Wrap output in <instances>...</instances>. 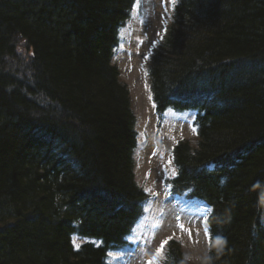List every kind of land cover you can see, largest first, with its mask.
<instances>
[{
  "label": "trees",
  "instance_id": "1",
  "mask_svg": "<svg viewBox=\"0 0 264 264\" xmlns=\"http://www.w3.org/2000/svg\"><path fill=\"white\" fill-rule=\"evenodd\" d=\"M135 3L0 0V264H107L133 246L151 195L113 59ZM148 80L159 125L195 113L165 184L209 208L207 264H264V0H178ZM159 264H189L181 240Z\"/></svg>",
  "mask_w": 264,
  "mask_h": 264
},
{
  "label": "rangeland",
  "instance_id": "2",
  "mask_svg": "<svg viewBox=\"0 0 264 264\" xmlns=\"http://www.w3.org/2000/svg\"><path fill=\"white\" fill-rule=\"evenodd\" d=\"M173 7L171 0H140L137 7L136 0L131 19L121 29L120 42L115 49L113 60L119 67L121 80L129 86L137 115V180L150 193L151 199L130 238L133 246L112 252L107 264H147L161 242L169 237L182 241L189 264H207L209 259L206 227L209 208L200 202L172 196L165 184L166 178L177 173L173 159L177 142L188 140L194 146L197 143L193 124L195 113L168 109L159 125L148 80L152 53L162 41ZM85 241L73 236L77 246Z\"/></svg>",
  "mask_w": 264,
  "mask_h": 264
},
{
  "label": "snow or ice",
  "instance_id": "3",
  "mask_svg": "<svg viewBox=\"0 0 264 264\" xmlns=\"http://www.w3.org/2000/svg\"><path fill=\"white\" fill-rule=\"evenodd\" d=\"M140 0H137V7H139ZM176 0H171L172 5H175ZM181 228H183V225H180ZM189 234L190 230H189ZM172 239V237H169L168 239H165L161 242L160 247L156 250V253L152 260H149L147 264H159V261L161 259L165 258V246L167 245L168 241Z\"/></svg>",
  "mask_w": 264,
  "mask_h": 264
}]
</instances>
